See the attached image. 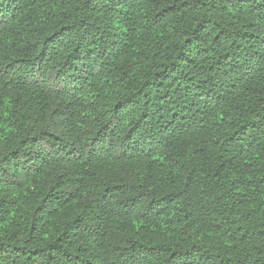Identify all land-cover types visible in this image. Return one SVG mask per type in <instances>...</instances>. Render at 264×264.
I'll use <instances>...</instances> for the list:
<instances>
[{
	"label": "trees",
	"instance_id": "1",
	"mask_svg": "<svg viewBox=\"0 0 264 264\" xmlns=\"http://www.w3.org/2000/svg\"><path fill=\"white\" fill-rule=\"evenodd\" d=\"M0 264H264V0H0Z\"/></svg>",
	"mask_w": 264,
	"mask_h": 264
}]
</instances>
